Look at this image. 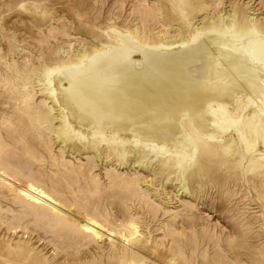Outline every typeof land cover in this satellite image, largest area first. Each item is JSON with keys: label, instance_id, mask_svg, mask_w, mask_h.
<instances>
[{"label": "bare ground", "instance_id": "obj_1", "mask_svg": "<svg viewBox=\"0 0 264 264\" xmlns=\"http://www.w3.org/2000/svg\"><path fill=\"white\" fill-rule=\"evenodd\" d=\"M118 1L121 3L122 11V4L128 0H116ZM146 1L148 2L129 0L127 5V8L130 6L131 17H138L140 30L135 26L133 30L127 28L123 33H119V25L114 22L112 26L110 25L114 32L112 35L106 34L112 47L107 43L103 45L105 41H100L99 47L94 51L96 55L90 61L80 56V64L71 65L64 73L59 69H51L50 66L37 75L36 82L32 80L31 75L29 76L30 70L28 72L23 70L24 73L21 74V67H14L16 64L13 66L11 64V67L15 68L13 74L11 71L6 72L8 70L5 73L0 70V88L7 95L5 100H0V125L3 131L0 132V183L7 185L10 192L15 195L13 203L23 201L25 208L39 225L56 231L55 240L60 238L66 240L65 248L61 251L65 258L71 259V264L87 263L86 260L82 262L81 258L77 260L74 258L78 254L83 257L86 250L92 249V245L95 246L97 227H100L99 212L88 199L77 200L75 195H72L73 203L68 204L67 201L61 200V195L45 188L33 177L29 168L27 174L25 164L29 161L40 162L47 154L52 162L51 166L57 172L65 170L67 173H89L91 176L89 186L96 189L99 184L90 174L92 173L90 167L81 169L80 165L74 167L71 163L65 162L63 147L59 150V155L54 156L52 154L54 143L60 141L64 144L68 141L73 145H80V150L92 153L103 149L107 155L117 158L123 165L132 162L144 170L151 166L154 158L159 157L162 162L161 172H167L166 182L169 181L167 178L170 174L172 175L168 173L170 170L182 171L192 166L197 157L209 159L217 154H223L239 163L244 160L245 155L256 153L260 142L264 145V23L255 20L254 17L251 19L250 16L248 20L241 18L238 10L234 11L231 19L224 17L222 13L223 15L217 18L212 16L211 20L200 24L202 26H196L194 22L196 15L204 11L206 13L210 7L218 14L224 0H220L219 3H214V0H157L156 6ZM123 22L124 20L121 23ZM155 26L160 30L150 42L148 34ZM174 26L177 27L176 30L173 29ZM200 43L204 47L202 52L206 54L204 59L207 60V66L205 65L206 70L201 76H198L194 73V67L199 62L196 47ZM147 46L156 47L158 52L148 53L144 49ZM88 53L87 56L90 55V52ZM65 59L62 60L65 62ZM34 84L40 87L41 96L44 98L41 104L38 103L39 107L44 108L52 118L49 122L51 127L49 135L41 131L37 133V139H40L39 147L42 150L41 152L38 149L41 154L37 157H34L33 148L28 146L26 139L17 130L16 120L8 115L9 109H13V102L18 98H22V102L31 111L34 110L31 108ZM40 109L38 112L41 116L37 117L44 120L46 112ZM24 110L26 112V109ZM55 112L56 114H53ZM31 115L27 119L34 117ZM55 121L57 125L54 124ZM13 136L18 137L14 139ZM53 140L55 142H52ZM246 170L258 171L261 179L257 182L264 188V153L249 161ZM28 179L32 182L28 189L36 192L37 200L46 206L47 214H39L35 210L36 204L31 199L28 189L21 190L15 185L29 184ZM140 180L138 176L122 179L120 187L128 190L133 198L142 201L146 206L149 204V197L138 188ZM182 183L177 193L181 191L180 195L183 193L188 195ZM93 189L88 190V194L92 195ZM61 197L63 199V196ZM150 209L156 213L154 204ZM23 217L25 213L14 214L12 220L19 221ZM102 227L108 228L110 234L119 233L123 242L136 247L135 254L123 256L126 260L124 264H166L150 258L144 262L131 259L143 253L145 248L137 239L139 230L131 217L120 231L106 223H103ZM173 232V236L180 234L178 231ZM171 244L175 248L180 247L173 237ZM92 253L93 251L90 254ZM180 255L181 252L176 250L170 259L181 262L183 257ZM90 259L89 261L93 260ZM236 260L238 259L233 258L230 261L240 263V260ZM230 261L225 260L222 263L229 264Z\"/></svg>", "mask_w": 264, "mask_h": 264}, {"label": "rangeland", "instance_id": "obj_2", "mask_svg": "<svg viewBox=\"0 0 264 264\" xmlns=\"http://www.w3.org/2000/svg\"><path fill=\"white\" fill-rule=\"evenodd\" d=\"M103 1L0 0V70L2 73H5L6 70H8L6 72H12L15 69L14 67H21V74L30 70L29 76L31 75L32 80L36 82L37 75L41 74L46 68H50V66H52L51 69H59L64 73L71 65L80 64V56H83L86 61H90L95 57L96 52L94 51H96L101 42L105 41L102 44L106 45L107 43L110 46L111 44L106 34L112 35L114 29H111L110 25L112 26L114 22L119 25V33H123L127 28L133 30L137 27L140 30L138 17H131L130 6L127 8L129 0L122 4V11L120 10L121 3L119 1V4H117L116 0ZM155 1L157 0H148L146 2L156 6L157 2ZM263 1L224 0L223 6L219 9L221 13L215 14L213 7H210L206 13L204 11V13L201 12L198 16L196 15L194 22L196 26H202L200 24L211 20L212 16L217 18L223 14L224 17L231 19L234 11L239 10L238 13L240 12L241 18L248 20V16H250L249 18L253 19L254 17V19L256 18L255 20L264 23ZM219 2L220 0H214V3ZM77 16L79 17L77 18ZM121 20H124V22L121 23ZM201 20L203 21L198 23ZM125 22L129 24L126 25ZM175 28L177 29L176 26L173 27L174 30H176ZM152 29H150V34H148L150 42L154 40V36L156 37L160 30L158 26ZM77 42L79 43L77 44ZM203 48L202 43L196 47L199 54V62H197L196 68L194 67V73L198 76H201L207 66L206 54L202 52ZM144 49L148 53L158 52L156 47L152 46H147ZM88 52H90V55L87 56ZM42 54L45 56H42ZM62 59H65V62ZM11 64L12 66L16 65L11 67ZM21 85H19L20 90L22 89ZM33 89L34 92L32 93L34 95L32 94L31 108H34V110L31 111L22 102V98H18L17 101L13 102V109L10 108V111L8 110V115H11L16 120L17 130L26 139L28 146L33 148L34 157H37L38 154H41L39 150L42 152L39 147L40 139H37V133L41 131L45 132V135L46 133L48 134V131L51 130L49 122L52 118L44 108L39 107V104L44 99L41 96L40 87L34 84ZM28 90L31 91L29 88ZM26 93L29 94L28 92ZM6 96L0 88V100H5ZM37 108H41L44 110L43 112H46L44 120L37 117L41 116ZM24 109H26V112ZM27 109L29 110L28 112ZM41 109L40 111H42ZM27 113L28 115L26 116ZM53 114H56V112ZM29 115L32 116L30 120L27 119ZM34 118H37V120ZM54 124L57 125L56 121ZM0 132H3L1 125ZM17 137L13 136L12 138L16 139ZM52 142H55V140ZM59 143H54L52 154L54 156L59 155V150L63 147L64 152H62L65 162L71 163L74 167L80 165L81 169L90 167L92 172L90 174L96 178L99 184L96 189L89 186L91 177L89 173H67L65 170L57 172L51 166L52 162L47 154L44 155L45 158L40 162L29 161L25 164V172L28 174L30 169L36 180L41 182L45 188L57 192L59 196H63V199L60 196L61 200L67 201L68 204L73 203L71 196L75 195L77 200L88 199L89 203L94 205L99 212L98 225L100 227H97L95 246L92 245V249L86 250L83 257L78 254L74 258L75 260L81 258L82 262L86 260L85 262L87 263L85 264H124L126 260L123 256L135 254L136 247L131 246V243L128 246L126 242H123L119 233L112 232L110 234L108 228L102 226L103 223H106L113 229L120 231L121 227L131 217L139 230L137 239L145 247L143 253L131 258L133 261L144 262L150 258L166 264H223L222 262L225 260L230 261L233 258H237L240 263L230 261L231 263L229 264H264V188L263 185L261 186L257 182L261 179L258 171L247 172L246 170L249 161L258 158L264 153L262 142H260L256 153L245 155V161L243 160L239 163L232 161V158L223 154H217L209 159L197 157L192 166L186 167L182 171L170 170L168 173H172V175L170 174L167 178L170 182H166L167 172H163L166 175L161 172L162 162L159 157H157L159 160L154 158L150 164L151 166L144 170L139 169L132 162L123 165L117 158L107 155L103 149L92 153V151L80 150V145H73L68 141L64 144ZM225 158L228 164L224 162ZM173 173L175 174L173 175ZM134 176H138L141 179L138 188L149 197V204L146 206L142 201L133 198L128 190L120 187L122 179ZM144 180L147 182L142 183ZM179 182H184L182 186L183 184L185 185L183 187L186 193H189L188 195L184 193L180 195L181 191L177 193L178 188L181 186ZM31 184V181H29V184L15 183L21 190H27ZM87 187L89 188L87 189ZM91 189L94 190L92 195L88 194V190ZM28 190L31 193V199L36 204L35 210L39 214H47L48 210L44 204L37 200L38 195L36 192L31 190V188ZM155 196L157 199L153 198ZM158 196L160 197L158 198ZM14 197L15 195L10 192V188L0 183V216L2 217L0 222V264H65V262L66 264H71V259L65 258L62 255L63 251H61L65 248L66 240L63 238L55 240L54 233L56 231L50 230L47 226L39 225L30 211L25 208L23 201L13 203ZM153 204L156 206V213L150 209ZM19 213H25V217L19 221H13L12 217L14 214L17 215ZM172 225L173 227H170ZM177 231L180 234L173 236L172 232L177 233ZM172 237L179 244V248H175L171 244ZM128 248L130 251H128ZM176 250L181 252L180 257H183L181 262H175L170 259ZM192 250H194V253H192ZM92 251L93 256L90 254ZM88 257L93 260L89 261Z\"/></svg>", "mask_w": 264, "mask_h": 264}]
</instances>
